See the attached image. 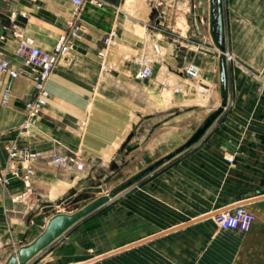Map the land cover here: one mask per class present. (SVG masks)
<instances>
[{
	"label": "crops",
	"instance_id": "obj_1",
	"mask_svg": "<svg viewBox=\"0 0 264 264\" xmlns=\"http://www.w3.org/2000/svg\"><path fill=\"white\" fill-rule=\"evenodd\" d=\"M151 1L163 7L158 17ZM199 1L204 39L199 44H188L179 36V42L164 39L152 28L153 23L170 28L176 8H184L181 16L186 17L193 0H105L102 7L87 3L80 15L87 33L77 42L72 56L53 72L48 82L49 103L24 133L20 127L25 121L26 102L33 94L32 82L26 76L11 79L0 74V178L8 180L7 185L0 183V264H7L31 245L38 238L32 237L37 228H47L53 218L66 214L50 217L79 183L64 177L50 163L57 155V144L74 151L82 149L86 159L102 162L114 160L122 149L130 132L128 97L132 94L114 90L116 86L108 80L130 83L138 94L144 93L145 80L136 78L141 69L138 60L152 55L154 75L150 82L168 89L172 84L179 86L180 103L191 114L198 112L205 121L221 106L223 57L213 36L212 0ZM259 1L264 2L223 0L228 70L225 112L197 144L169 160L167 168L144 178L136 198L121 202V233L128 239L76 264L134 244L138 245L95 264H140L137 257L142 256L148 264H157L149 247L165 241L170 244L168 264H243L240 256L231 255L241 250L238 239L198 230L211 223L212 214L248 198L254 201L246 207L258 217L249 240L260 246L248 263L264 264V24H258V18H264V8H257ZM73 9L72 0H42L37 5L30 0L0 3V58L10 60L15 67L23 66L28 50L21 52L20 46L27 38L43 52H52ZM12 11L19 14L15 27L9 19ZM185 29L190 33L191 26L187 23ZM113 30L118 37L106 50L104 62L109 70L105 72L109 75L105 77L99 53L105 50L104 38ZM85 118L92 129L87 135L79 134L75 127ZM131 124L137 125L138 120ZM100 130H107V134ZM15 143L44 154L35 166L34 194L23 202H14V197L24 191V167L11 161L6 150ZM185 241L202 243L192 252L171 248ZM220 250L228 254L214 253ZM118 257L120 260L111 262Z\"/></svg>",
	"mask_w": 264,
	"mask_h": 264
},
{
	"label": "rangeland",
	"instance_id": "obj_2",
	"mask_svg": "<svg viewBox=\"0 0 264 264\" xmlns=\"http://www.w3.org/2000/svg\"><path fill=\"white\" fill-rule=\"evenodd\" d=\"M151 4L154 6V11L158 17L163 7L155 1H151ZM227 5L229 7L231 3L227 2ZM256 5L257 8H260V5L264 8V2L262 1L257 2ZM190 7L191 11L188 12L186 17L181 16L184 14V8L182 10L176 8L172 19L173 24L170 28L153 23L152 28L154 32L162 35L164 39H175L176 36H179L185 39L188 44L190 42L201 43L204 39L201 32L203 27L201 26L199 17L200 1L193 0ZM187 23L191 26V31L186 34L185 28ZM260 23L264 24V18H258V24ZM183 39L180 42L185 44ZM176 40L179 42L178 38ZM183 46L181 48L182 51L185 50ZM179 53L181 56L182 52ZM145 58L153 62L152 55ZM16 67L22 68L23 66ZM103 74L105 77L109 75L108 72H104ZM150 79H145L144 93L139 91L138 94L136 87L130 83L129 85H123L124 83L112 82V80H108L107 78L109 84L116 86L114 90H124L132 94V96L128 97L130 132L126 138V142L114 160L106 162L89 160L86 159L82 149L74 151L63 143L55 146V153L57 154L55 157L58 155H78L84 164V168L82 170H70L57 168L52 165L61 170L64 177L77 180L79 184L76 186L74 192H70L60 201L55 211L51 212L50 217L61 213L68 215L75 214L104 196H111L112 201L96 212L90 219L79 224L49 248L42 251L36 260L30 264H76L88 260L106 249L114 248L128 239L126 234L121 233V202L136 198V193L143 183L134 184L128 189H124L123 186L163 157L172 154L180 148L183 143L187 142L196 133L205 119L202 116L200 117L198 112L191 114L190 109L181 105L180 94L182 91L179 86L175 87L172 84L168 89L164 86L153 85ZM126 86H128V89H126ZM68 99L71 100L72 98ZM107 115L119 116L120 114ZM137 115H139V118H137ZM137 120L138 124L133 126L131 122ZM81 121L80 125L75 126L78 133H85L87 135L92 132L91 127H89V119L85 118ZM108 121L110 123L111 120L109 119ZM100 132L107 134V130H100ZM101 137H105V135H101ZM54 158L50 160L51 164ZM167 163L168 161L155 172L161 171L162 168H167ZM247 210L249 209L247 208ZM255 217L256 224L258 223V217L256 215ZM45 230L46 225L37 228L33 232V239L39 237ZM198 231L225 233L231 235L232 238L238 239L241 244V250L239 252L233 251L231 255L240 256L242 258L241 261H244L243 264H249L248 261H250L249 259H251L253 252L260 250V246H257L255 241L249 240V233H243L239 230L221 231L213 219L211 223H207ZM253 233L258 232L254 230ZM252 238H255V236L253 235ZM201 243L185 241L180 242V244L177 243V245L173 244L171 248L178 251L179 249H188L192 252L193 250H197V246ZM149 248L154 252L157 264H168L170 250L168 242H160ZM221 252L228 254V251L225 252L223 250L214 253L220 254ZM221 255L223 256L224 254ZM137 258L140 259V264H148L149 262L145 256ZM117 260H120L119 257L113 259L111 262ZM132 263H135V261Z\"/></svg>",
	"mask_w": 264,
	"mask_h": 264
},
{
	"label": "built area",
	"instance_id": "obj_3",
	"mask_svg": "<svg viewBox=\"0 0 264 264\" xmlns=\"http://www.w3.org/2000/svg\"><path fill=\"white\" fill-rule=\"evenodd\" d=\"M8 1L0 0V3ZM30 1L37 5L42 0ZM72 2L74 9L66 20V29L61 34L52 52H43L35 46L33 39L27 38L20 46L21 52L28 50V54L23 56L22 68L15 67L10 60L0 58V74H5L11 79L25 75L30 79L34 88L31 98L26 102V116L24 123L20 127L21 132L28 130L33 125V121L41 116L43 110L47 107L51 97L48 82L53 72L72 56L77 42L87 32V27L80 18L84 6L87 3L96 7H102L105 4V0H72ZM9 19L15 27L19 19L17 11H12ZM117 37V30H113L104 38L105 50L99 53V56L103 59L102 70L104 72L109 70L104 62L106 50L114 45ZM155 50L158 51V48L155 47ZM138 62L141 69L137 73L136 78L138 80L152 78L154 75L153 62L145 57H141ZM6 150L11 161L20 163L24 167L22 175L24 191L14 197V202H23L34 194L33 178L35 176V166L44 158V154L30 146H20L16 143L7 146ZM52 165L57 168L70 170H82L84 168L80 157L75 154L58 155L52 160ZM0 183L7 185L8 180L5 177L0 178ZM213 220L221 230H239L243 233H249L255 225L256 217L247 210L246 206H239L214 216Z\"/></svg>",
	"mask_w": 264,
	"mask_h": 264
},
{
	"label": "water",
	"instance_id": "obj_4",
	"mask_svg": "<svg viewBox=\"0 0 264 264\" xmlns=\"http://www.w3.org/2000/svg\"><path fill=\"white\" fill-rule=\"evenodd\" d=\"M212 29L213 36L215 42L219 48V51L222 55L221 62V90H222V104L221 106L213 112L200 126V128L196 131V133L180 148H178L175 152L168 155L167 157L161 159L156 162L151 167L147 168L145 171L137 175L133 180L129 181L127 184L123 186L124 189H127L134 184L140 183L144 178L153 174L157 169H159L164 163L173 159L174 157L182 154L186 150L193 147L197 144L208 132V130L214 125V123L221 117V115L225 112L228 105V70L226 63V46H225V26H224V9H223V0H212ZM264 196V191H263ZM253 198H248L242 201L240 204L232 206L228 209L222 210L216 214H212L211 218L214 216L226 212L228 210H232L239 206H247L251 203ZM112 201L111 196H104L93 203L89 204L85 208L81 209L75 214L72 215H58L53 218L48 224L46 230L29 246L22 248L16 256H13L7 264H27L29 261L38 256L42 251L47 249L53 243H55L59 238H61L64 234H66L70 229H72L79 222L84 220L85 218L93 215L95 212L106 206ZM183 227V226H181ZM178 228H175L177 230ZM173 231V230H171ZM168 233V232H166ZM165 234V233H164ZM163 235V234H161ZM142 243V242H140ZM138 244H134L133 246L126 247L121 250H117L108 255L101 256L99 258L89 260L82 264H95L97 262L103 261L109 257H112L116 254H119L125 250H128L132 247L137 246Z\"/></svg>",
	"mask_w": 264,
	"mask_h": 264
}]
</instances>
